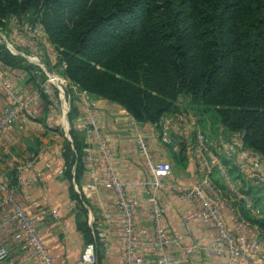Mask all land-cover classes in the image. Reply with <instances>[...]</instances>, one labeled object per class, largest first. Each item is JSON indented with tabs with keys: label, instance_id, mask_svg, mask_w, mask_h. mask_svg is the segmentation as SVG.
<instances>
[{
	"label": "trees",
	"instance_id": "obj_1",
	"mask_svg": "<svg viewBox=\"0 0 264 264\" xmlns=\"http://www.w3.org/2000/svg\"><path fill=\"white\" fill-rule=\"evenodd\" d=\"M12 17L43 25L58 66L65 64L63 75L79 91L154 126L189 98L200 118L216 120L227 138L241 134L244 147L264 159V0H0V30ZM0 45V63L24 71L49 104L41 90L45 74ZM70 133L72 142L66 141L62 154L64 176L72 178L75 166L81 183L86 139L74 128ZM179 147L170 149L174 161L188 166V146L180 142ZM221 159L241 177L235 163ZM15 173L9 174L12 184ZM242 182L243 192L264 214L261 186ZM73 198L79 211L87 212L79 195ZM235 205L264 231V218L253 216L242 200ZM81 217L79 229L91 242L87 215ZM97 256L100 262V252Z\"/></svg>",
	"mask_w": 264,
	"mask_h": 264
},
{
	"label": "crops",
	"instance_id": "obj_2",
	"mask_svg": "<svg viewBox=\"0 0 264 264\" xmlns=\"http://www.w3.org/2000/svg\"><path fill=\"white\" fill-rule=\"evenodd\" d=\"M58 58L54 47L47 48L45 65L67 79L62 73V66H58ZM5 68L9 70L12 84L21 96L36 94L37 98L31 105L35 115L22 116L0 139V172L8 177L15 170L16 177V168L25 166L22 176L27 180L40 172L41 177L34 184L19 188L17 201L34 216L55 264H83L82 255L89 246H94L97 255L100 252L98 264H124V249L120 242L122 227L118 222L119 198L114 190L106 187L108 173L105 167L99 165L95 174H90L85 166L81 183L75 180V166L72 178L60 174L64 166V145L66 141L72 142V128L85 136L86 145L94 142L97 133L108 139L118 175L123 180L135 183L130 187V192L142 196L135 208V216L138 228L149 236L154 234V223L150 218L153 206L150 196L140 185L148 168L138 140L146 141L155 160L172 161L174 173L164 181L159 192V201L167 209L164 225L170 234L178 235L181 239V246L171 250V256L178 260V264H226L223 256L207 255V250L219 241V233L202 218L193 217L202 212L201 205L181 200L180 193L175 189L190 187L199 181L203 166H197L190 154H187L188 166H176L171 150L160 141L159 126L139 123L122 106L94 99L88 93L94 106L87 112L81 91L68 79L58 108L51 111L50 103L47 104L41 97L40 88L29 82L24 71ZM56 92L59 97V90ZM8 102L5 92L0 89V115ZM173 151L176 152L175 149ZM220 183L225 188L222 180ZM73 193L79 195L87 212L79 211L80 204L73 198ZM6 212L9 213L10 208ZM81 214L87 215L94 238L91 242L79 229V222L84 220ZM224 215L231 231L239 233L241 225L233 220L228 211ZM3 240L10 256L2 264H41L30 258L13 240L12 233L6 232ZM143 253L150 260L148 264H156L157 254L154 250H144ZM236 264L264 263L257 254H253L247 259L238 260Z\"/></svg>",
	"mask_w": 264,
	"mask_h": 264
},
{
	"label": "built area",
	"instance_id": "obj_3",
	"mask_svg": "<svg viewBox=\"0 0 264 264\" xmlns=\"http://www.w3.org/2000/svg\"><path fill=\"white\" fill-rule=\"evenodd\" d=\"M8 29H12L11 37L17 42L29 41L31 54L26 56L34 64L39 65L41 73L46 79L41 84L42 93L47 96L51 111L58 108L59 98L67 87V79L61 77L55 70L46 67L41 60L46 59V50L54 47L49 41L48 35L40 22H29L26 19L12 17ZM7 30L0 32L1 43L5 44L12 53H18L14 48L12 39H7ZM27 45V44H25ZM65 64L62 65L64 69ZM77 88V87H76ZM0 89L8 97V104L0 115V139L4 133L22 116H34L31 105L37 98L36 94L21 96L14 88L10 72L0 63ZM59 90V97L57 95ZM83 95V103L87 112L94 106L86 92ZM177 106L178 111L163 116L160 121V139L166 146L178 150L180 142H185L203 166V177L194 185L186 188L176 187L180 193L181 200L185 202H196L202 207V212L196 213L194 218H202L215 227L219 233V241L207 250L210 257L223 256L226 264H236L240 259H247L257 254L264 263V231L257 225L251 224L235 205L237 201H243L246 210L253 216L262 218L260 209L255 205L253 199L243 192V180H253L256 184L264 187V159L256 153L248 150L242 144L241 134H233L229 139L220 137L216 142L208 141L198 131L199 115L191 104V100L181 99ZM193 108L194 111L190 108ZM196 113V114H195ZM94 123V121L92 120ZM180 138V139H179ZM139 149L146 158L148 173L140 185L144 192L150 196L152 203L151 220L154 223V234L149 236L145 231L138 228L135 216V208L141 201V194L130 192V187L135 183L123 180L117 173L113 150L108 139L101 133L96 134L94 142L84 149L83 161L90 174H95L99 165L105 167L108 173L106 187L115 191L119 198V224L122 227L121 245L124 249V264H148L150 260L143 253L144 250H154L157 254L156 264H178V260L171 256L174 248L181 246L178 235H172L164 225L166 207L162 206L159 197L160 189L164 181L174 173L173 164L170 161L155 160L143 139L138 140ZM221 157L227 160H235L240 178L230 172L229 167L223 163ZM16 168V184L9 185L7 174L0 173V264L4 263L10 256L9 250L4 243L3 235L12 233L13 240L18 243L28 256L38 260L41 264H55L52 255L41 235L34 216L17 201L18 190L21 187L34 184L41 177L36 172L34 178L27 180L22 176V169ZM65 167L60 170L64 174ZM216 178V179H214ZM222 180L225 188L220 183ZM219 181V182H218ZM10 208L7 213L6 209ZM228 211L233 220L241 225L239 233L235 234L228 226L224 212ZM57 216V213L54 212ZM110 217V216H108ZM192 252V250H189ZM83 264H98V257L94 246H89L82 255Z\"/></svg>",
	"mask_w": 264,
	"mask_h": 264
},
{
	"label": "rangeland",
	"instance_id": "obj_4",
	"mask_svg": "<svg viewBox=\"0 0 264 264\" xmlns=\"http://www.w3.org/2000/svg\"><path fill=\"white\" fill-rule=\"evenodd\" d=\"M9 24V23H8ZM5 30H7L8 32H7V34H6V36H7V39L8 40H10V39H12V41H13V43H14V48L16 49V51H18V53H12L10 50H9V53L10 54H12L13 56H15V57H19V58H23L24 59V61H25V64L26 65H29V66H31V67H34V66H39V65H35L34 64V62L32 61V60H30V59H28L26 56H29L31 53V50H30V47H29V44H30V42L29 41H22V42H17V40L16 39H13L12 37H11V31L10 30H12V29H8V28H6ZM5 30H0V32H5ZM1 37H0V44H2L1 43ZM25 44H27V45H25ZM1 46V45H0ZM0 49H2L1 47H0ZM7 50H8V48H7ZM42 62L43 63H45L46 62V60L45 59H43V60H41V64H42ZM47 68H48V66L47 65H45ZM65 92H67V91H65ZM190 108V107H189ZM195 110H196V113H197V115H199V117L201 116V114L199 113V111L195 108V107H193ZM193 108H190V109H192L193 111H194V109ZM195 112V111H194ZM195 113V114H196ZM200 119L202 120V122L199 124V126H198V131L200 132V134L201 135H203L208 141H210V142H212V141H214V142H216L217 143V141H219L220 140V137H223V138H226V139H229V138H227L226 137V133H225V129L216 121V120H212L211 118H208V117H202V118H199V122H200ZM180 139V138H179ZM160 141H161V139H160ZM161 143H162V141H161ZM163 144V143H162ZM164 145V144H163ZM167 149H171L172 147H170V146H166V145H164ZM149 148V147H148ZM180 149V148H179ZM178 149V150H179ZM174 150V149H173ZM178 150H176V151H178ZM187 154H190V156L192 157V160H194L195 161V164L197 165V166H202V164H199L198 163V160H196V157L194 156V154L192 153V151L190 150V148H189V146H188V150H187V152H186V156H187ZM235 160H231V162H233V163H239V160H238V158H234ZM157 161H163V160H157ZM165 161H167V160H165ZM172 164H173V168H174V163L172 162V161H170ZM175 164H176V162H175ZM177 166V165H176ZM264 166V165H263ZM180 168V167H179ZM1 173V172H0ZM203 175H204V172H203ZM203 175H202V177H203ZM7 179H8V182L10 183L9 185H12V179L11 178H9V176L7 177ZM259 186H261V185H259ZM261 188L263 189V192H262V195H263V197H264V187H262L261 186ZM259 209H260V211H261V208L260 207H258ZM261 213H262V211H261ZM262 218H264V216H263V213H262V215H260ZM256 218H258L257 216H255Z\"/></svg>",
	"mask_w": 264,
	"mask_h": 264
}]
</instances>
